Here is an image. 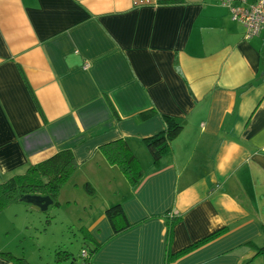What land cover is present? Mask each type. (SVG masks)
Masks as SVG:
<instances>
[{"label": "crops", "instance_id": "1", "mask_svg": "<svg viewBox=\"0 0 264 264\" xmlns=\"http://www.w3.org/2000/svg\"><path fill=\"white\" fill-rule=\"evenodd\" d=\"M159 112L186 123L153 164ZM118 139L137 187L105 157ZM62 149L77 167L58 207L99 245L89 264H264V28L245 38L219 0H0V181ZM115 203L131 227L113 235ZM29 208L0 212V239Z\"/></svg>", "mask_w": 264, "mask_h": 264}, {"label": "trees", "instance_id": "2", "mask_svg": "<svg viewBox=\"0 0 264 264\" xmlns=\"http://www.w3.org/2000/svg\"><path fill=\"white\" fill-rule=\"evenodd\" d=\"M152 111L155 112L154 109ZM159 115L164 122L163 129L144 139L153 164H157L163 158L170 159L172 154L171 142L181 132L186 123L185 119L167 113L159 112ZM109 145L110 144H108L107 147ZM104 153L109 163L116 164L133 187H137L145 178L146 170L142 167L138 158L125 140L118 139L114 141L109 149L104 150ZM76 167L77 162L72 150L62 149L38 163L29 165L23 173L13 174L7 179L0 181V212L12 203L21 202L20 198L25 194L48 195L54 202L53 206H59V190L72 175ZM83 188L89 195L94 193V187L89 182H85ZM104 214L113 235L131 227L121 203H115L106 207ZM174 220L175 218L171 220V224ZM80 230L84 244L82 248L87 249V257L85 260L90 262L93 253L98 249L99 245L90 246L88 240L92 242V238L88 234V231H86L85 227L80 228ZM220 232L221 230H217L210 233L173 256L177 257L179 254L188 252L196 245L214 238L220 234ZM257 252L259 254H264V246L258 248ZM0 254L21 264H36L28 261L24 256L14 255L11 251H0ZM54 262L56 264L80 263L78 255L75 257L69 250L59 247L54 251Z\"/></svg>", "mask_w": 264, "mask_h": 264}, {"label": "rangeland", "instance_id": "3", "mask_svg": "<svg viewBox=\"0 0 264 264\" xmlns=\"http://www.w3.org/2000/svg\"><path fill=\"white\" fill-rule=\"evenodd\" d=\"M18 204L30 206V204L23 202H18ZM56 207L58 206L50 205L43 212L31 205L32 210L29 208L26 212L27 218H24L25 214L22 217L18 214V217L14 219V223L9 224L8 230L10 232L9 234L5 233L3 239H0V244L9 242L8 248L11 251L17 254L25 252L27 256L28 254L33 256L34 251L40 250L42 251V260L48 262L47 264H53L54 251L58 247L69 250L76 257L83 244L80 230L82 224L74 220V222L72 220L67 222L66 219L72 218L66 212L67 209ZM10 211L9 209L6 210V213Z\"/></svg>", "mask_w": 264, "mask_h": 264}, {"label": "built area", "instance_id": "4", "mask_svg": "<svg viewBox=\"0 0 264 264\" xmlns=\"http://www.w3.org/2000/svg\"><path fill=\"white\" fill-rule=\"evenodd\" d=\"M233 21L240 23L245 29V38L257 35L264 28V0L247 3L245 0H219ZM87 249L81 248L78 254L79 264H89L85 260Z\"/></svg>", "mask_w": 264, "mask_h": 264}, {"label": "water", "instance_id": "5", "mask_svg": "<svg viewBox=\"0 0 264 264\" xmlns=\"http://www.w3.org/2000/svg\"><path fill=\"white\" fill-rule=\"evenodd\" d=\"M20 201L35 206L43 212L46 211L50 205L54 204L50 196L42 194H25L20 198Z\"/></svg>", "mask_w": 264, "mask_h": 264}]
</instances>
